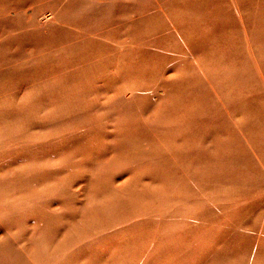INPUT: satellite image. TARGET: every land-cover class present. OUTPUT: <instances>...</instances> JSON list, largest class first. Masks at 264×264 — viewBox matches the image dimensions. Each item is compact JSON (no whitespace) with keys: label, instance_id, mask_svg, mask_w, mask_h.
<instances>
[{"label":"rangeland","instance_id":"1","mask_svg":"<svg viewBox=\"0 0 264 264\" xmlns=\"http://www.w3.org/2000/svg\"><path fill=\"white\" fill-rule=\"evenodd\" d=\"M0 264H264V0H0Z\"/></svg>","mask_w":264,"mask_h":264}]
</instances>
